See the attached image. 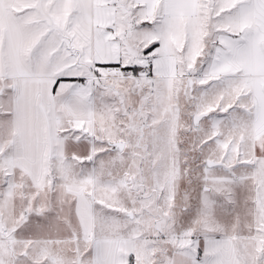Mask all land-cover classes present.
Instances as JSON below:
<instances>
[{"label": "crops", "instance_id": "obj_1", "mask_svg": "<svg viewBox=\"0 0 264 264\" xmlns=\"http://www.w3.org/2000/svg\"><path fill=\"white\" fill-rule=\"evenodd\" d=\"M0 66V156L8 162L0 177L16 179L19 241L37 244L23 250V264L46 263L39 242L56 235L57 220L37 215L39 199L56 191L53 163L95 153L96 130L110 118H99L109 110L107 81H244L254 137H264V0H0ZM81 183L64 187L84 241L93 225ZM200 242L189 264H240L224 235ZM94 246L89 264H135L134 237Z\"/></svg>", "mask_w": 264, "mask_h": 264}, {"label": "rangeland", "instance_id": "obj_2", "mask_svg": "<svg viewBox=\"0 0 264 264\" xmlns=\"http://www.w3.org/2000/svg\"><path fill=\"white\" fill-rule=\"evenodd\" d=\"M189 77L104 82L109 110L99 118H110L96 130L95 153L53 163L56 191L39 199L37 215L57 220L56 235L39 242L44 264H89L104 237H134L135 264H189L201 234L224 235L240 264H264V137H254L251 93L244 81ZM118 142L121 152L101 154ZM1 180L11 183L0 188V232L9 228L0 236V264H23V250L37 244L19 241L16 179ZM75 183L92 210L84 241L64 187Z\"/></svg>", "mask_w": 264, "mask_h": 264}, {"label": "water", "instance_id": "obj_3", "mask_svg": "<svg viewBox=\"0 0 264 264\" xmlns=\"http://www.w3.org/2000/svg\"><path fill=\"white\" fill-rule=\"evenodd\" d=\"M198 119H199L198 116H195V117H194V126H195V127H197ZM111 147L113 148V150L121 151V150L123 149V144L120 143V142H118V143H113V144L111 145ZM209 164H213V163L208 162V165H209Z\"/></svg>", "mask_w": 264, "mask_h": 264}]
</instances>
